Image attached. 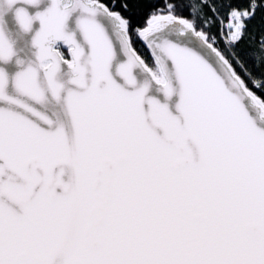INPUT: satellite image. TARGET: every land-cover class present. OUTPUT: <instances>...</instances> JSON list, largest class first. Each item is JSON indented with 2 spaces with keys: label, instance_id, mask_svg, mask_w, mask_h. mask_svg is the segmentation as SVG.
Masks as SVG:
<instances>
[{
  "label": "snow or ice",
  "instance_id": "1",
  "mask_svg": "<svg viewBox=\"0 0 264 264\" xmlns=\"http://www.w3.org/2000/svg\"><path fill=\"white\" fill-rule=\"evenodd\" d=\"M0 264H264V0H0Z\"/></svg>",
  "mask_w": 264,
  "mask_h": 264
}]
</instances>
